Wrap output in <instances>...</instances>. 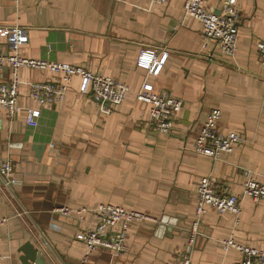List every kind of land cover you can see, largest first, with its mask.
Listing matches in <instances>:
<instances>
[{"label": "crops", "instance_id": "1", "mask_svg": "<svg viewBox=\"0 0 264 264\" xmlns=\"http://www.w3.org/2000/svg\"><path fill=\"white\" fill-rule=\"evenodd\" d=\"M205 1L220 12L223 0ZM184 2L0 0L1 55L10 52L3 28L26 27L23 56L82 66L130 88L113 106L84 92L77 76L63 102L41 107L36 127L28 125L26 110L39 105L26 84L15 116L0 106V164L10 160L16 179L6 194L0 177V218L8 219L0 225L1 264H23L20 250L29 241L48 264H169L184 251L191 254V264H236L241 253L220 244L229 238L264 250V200L249 197L241 201L240 214L209 209L195 244L187 245L203 177L210 175L235 194L249 178L264 183V64L257 49L264 39V0H237L241 20L234 55L204 39L201 22L184 15ZM143 47L167 52L165 64L151 71L139 65ZM11 76L10 66L0 71V81ZM20 77L25 83L56 79L47 70L28 67ZM145 83L184 103L170 135L150 128V105L135 94ZM214 108L221 111V132L245 136L215 162L195 149ZM101 204L150 217L131 222L123 254H87L76 238L97 225L92 210ZM61 206L90 211L80 220L65 218L54 212Z\"/></svg>", "mask_w": 264, "mask_h": 264}, {"label": "built area", "instance_id": "2", "mask_svg": "<svg viewBox=\"0 0 264 264\" xmlns=\"http://www.w3.org/2000/svg\"><path fill=\"white\" fill-rule=\"evenodd\" d=\"M50 1V0H43ZM154 3H165L170 0H153ZM184 15L196 18L203 27V37L206 41H216L225 53L234 55L238 47V29L241 20V11L237 0H223L219 13L209 8L205 0H185ZM3 32L8 39L10 52L0 54V71L5 66H10L12 76L9 81H0V106L5 109L10 117L15 116L20 107L17 99L21 94L23 84L29 89L30 97L39 105L38 108H28L27 123L36 127L41 116V107L55 105L65 100L70 85L75 77L82 80V90H90L91 95L102 103L113 106L121 104L130 88L124 82L112 76H104L82 66L65 62L50 61L47 59L29 58L21 53V48L28 43V29L21 26L4 27ZM257 49L264 64V39L257 41ZM168 58V53L159 55L158 49L143 47L138 57V64L147 67L150 71L155 64L163 65ZM47 70L56 76L55 80L23 82L20 77L22 68ZM136 97L150 105V128L163 135H170L174 130L178 112L184 103L165 91L156 93L145 83ZM220 109H211L203 127L200 129L195 141V149L201 154L210 157L214 162L219 160L224 153L233 152L236 145L245 142V136L237 132L223 133L219 129ZM0 177L2 189L6 194L12 192L16 183L14 165L10 160L0 164ZM4 193V194H5ZM5 194V195H6ZM249 197L254 202L264 200V183L253 178L247 179L243 184L241 194L231 193L227 188L217 185L209 175L203 177L197 184L196 222L187 237V245L193 246L196 234L200 233L198 224L209 209H217L220 213H241V201ZM90 211L86 207L70 208L57 207L54 212L60 217H77L80 220L85 213ZM97 219L94 228L82 229L76 238L86 245V252L101 251L111 255L123 254L127 251V238L129 226L133 221L150 219L148 215L139 211H130L112 204H101L92 210ZM8 219L0 218V225ZM45 243H47L45 241ZM221 247L225 250L235 249L242 255V260L236 264H264V250L241 245L233 238L222 239ZM4 257L0 254V264ZM169 264H191V254L187 251L176 254Z\"/></svg>", "mask_w": 264, "mask_h": 264}, {"label": "water", "instance_id": "3", "mask_svg": "<svg viewBox=\"0 0 264 264\" xmlns=\"http://www.w3.org/2000/svg\"><path fill=\"white\" fill-rule=\"evenodd\" d=\"M20 251L23 252V255L20 257L23 264H48L42 256L41 251L37 250L30 241L25 243Z\"/></svg>", "mask_w": 264, "mask_h": 264}]
</instances>
